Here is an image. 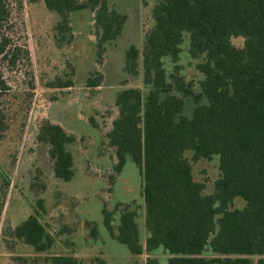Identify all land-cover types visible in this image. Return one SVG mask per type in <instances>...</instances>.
<instances>
[{"label": "trees", "instance_id": "1", "mask_svg": "<svg viewBox=\"0 0 264 264\" xmlns=\"http://www.w3.org/2000/svg\"><path fill=\"white\" fill-rule=\"evenodd\" d=\"M43 2L61 17L60 42L71 41L72 14L93 12L99 56L106 44L118 39L127 19L107 0ZM7 8L6 0H0V58L14 66L21 50L8 48L10 41L3 33ZM152 20L142 50L131 46L124 65L133 76L142 68L148 93L143 97L140 89L127 88L117 94L118 116L107 135L117 158L115 173L131 160L143 176L147 237L143 242L135 203L123 209L118 205L115 212L104 207V225L133 256L162 248L170 254L168 264H264V0H155ZM238 37L244 40L242 47L232 43ZM186 39L203 75L198 93L181 75ZM167 59L174 63L173 73L166 70ZM101 79L100 74L90 76L87 86L97 87ZM70 86L68 81L58 87ZM5 89L0 71V90ZM26 96L33 98V92ZM187 99L195 104L190 117L184 115ZM15 115L0 107V143ZM37 139L49 147L55 177L71 181L74 157L69 146L75 137L45 121ZM187 152L196 161L220 158L212 193L205 194V184L195 180ZM10 183L0 167V215ZM236 199L245 203L243 208L234 206ZM3 233L11 264H40L37 256L14 255L18 243L36 254L54 244L36 214ZM49 260L83 264L73 256ZM146 264L160 262L149 257Z\"/></svg>", "mask_w": 264, "mask_h": 264}, {"label": "rangeland", "instance_id": "2", "mask_svg": "<svg viewBox=\"0 0 264 264\" xmlns=\"http://www.w3.org/2000/svg\"><path fill=\"white\" fill-rule=\"evenodd\" d=\"M107 1L127 19L118 39L106 44L99 56L93 12L72 14L71 37L66 34L71 41L60 42L57 25L61 17L49 11L43 0H6L9 17L3 33L10 41L9 50L20 48L21 55L14 66L0 58L6 85L0 90V107L16 114L0 143V167L11 182L0 215V264H11V252L2 241L4 230L17 227L33 214L54 238V244L47 252L36 254L18 243L16 256H37L40 264H52L49 259L53 256H73L83 264H146L149 257H155L160 264H168L170 254L162 248L133 256L110 236L103 221L104 207L115 212L118 205L117 209H123L135 203L143 242L147 237L143 176L131 160L120 174L115 173L117 158L107 135L118 116L117 94L127 88L140 89L143 97L148 93L142 68L133 76L124 65L131 46L142 50L145 33L153 25L155 5V0ZM232 43L242 47L244 40L232 38ZM179 64L185 81L200 92L203 75L197 69L198 61L188 52L187 39ZM165 67L168 73L174 72L170 59ZM96 74L102 77L100 85L88 87V78ZM68 81L72 86L58 87ZM27 92H33V98H27ZM194 107L193 100L187 99L184 115L190 117ZM45 121L62 126L75 137L69 146L74 157V177L69 182L55 177L49 147L37 139ZM186 157L195 180L205 184V194L212 193L220 176V158L196 161L192 152ZM244 205L241 199L234 202L237 208Z\"/></svg>", "mask_w": 264, "mask_h": 264}]
</instances>
